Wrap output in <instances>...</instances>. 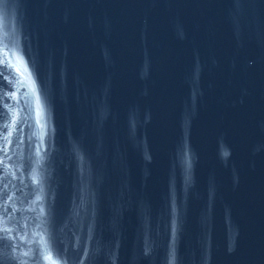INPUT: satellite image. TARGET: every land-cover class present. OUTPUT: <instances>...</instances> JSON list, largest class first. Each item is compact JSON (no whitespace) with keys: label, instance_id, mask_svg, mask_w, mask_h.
<instances>
[{"label":"water","instance_id":"obj_1","mask_svg":"<svg viewBox=\"0 0 264 264\" xmlns=\"http://www.w3.org/2000/svg\"><path fill=\"white\" fill-rule=\"evenodd\" d=\"M0 264H264V0H0Z\"/></svg>","mask_w":264,"mask_h":264}]
</instances>
